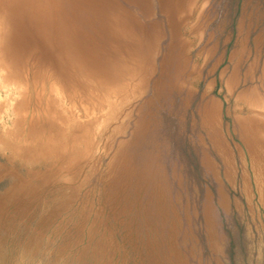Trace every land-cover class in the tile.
Instances as JSON below:
<instances>
[{"label":"rangeland","instance_id":"374dc122","mask_svg":"<svg viewBox=\"0 0 264 264\" xmlns=\"http://www.w3.org/2000/svg\"><path fill=\"white\" fill-rule=\"evenodd\" d=\"M0 264H264V0H0Z\"/></svg>","mask_w":264,"mask_h":264},{"label":"bare ground","instance_id":"6f19581e","mask_svg":"<svg viewBox=\"0 0 264 264\" xmlns=\"http://www.w3.org/2000/svg\"><path fill=\"white\" fill-rule=\"evenodd\" d=\"M60 106H61V105H60ZM52 111H53V110H52ZM60 111L62 112V110H60ZM56 112H57L58 115H60V114L58 113V111H56ZM55 114H56V113H55ZM57 114H56V115H57ZM62 115H63V114H62ZM62 117H63V116H62ZM62 117H61V118H62ZM59 118H60V117H59ZM61 118H60V119H61ZM66 119H67V118H66ZM69 119H70V118H69ZM71 120H72V119H71ZM60 122H61V120H60ZM70 122H71V121H70ZM63 123H65V121H64ZM63 123H62V124H63ZM67 124H68V123H67ZM68 126H69V125H68ZM70 128H71V127H70ZM59 133H60V132H59ZM57 134H58V133H57ZM57 134H56V136H57ZM60 134H61V133H60ZM59 136H60V135H59ZM57 138H58V137H57ZM48 142H49V140H48ZM55 142H56V141H55ZM55 142H54V143H55ZM49 143H51V142H49ZM54 143H53V144H54ZM50 145H51V144H50ZM53 146H54V145H53ZM56 146H58V145H56ZM47 147H48V145H46V148H47ZM43 148H44V147H43ZM51 148H52V147H51ZM57 150H58V149H57ZM52 151H53V150H52ZM41 155H42V154H41Z\"/></svg>","mask_w":264,"mask_h":264}]
</instances>
